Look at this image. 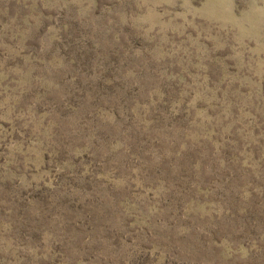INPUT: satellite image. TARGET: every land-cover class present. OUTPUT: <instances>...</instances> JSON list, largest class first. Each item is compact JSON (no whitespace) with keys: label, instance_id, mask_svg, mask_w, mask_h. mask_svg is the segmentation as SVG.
Returning a JSON list of instances; mask_svg holds the SVG:
<instances>
[{"label":"rangeland","instance_id":"rangeland-1","mask_svg":"<svg viewBox=\"0 0 264 264\" xmlns=\"http://www.w3.org/2000/svg\"><path fill=\"white\" fill-rule=\"evenodd\" d=\"M0 264H264V0H0Z\"/></svg>","mask_w":264,"mask_h":264}]
</instances>
